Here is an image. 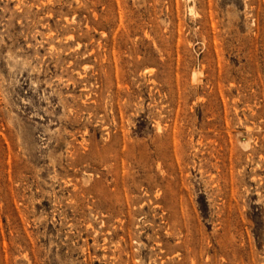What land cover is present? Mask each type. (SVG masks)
<instances>
[{
  "label": "rangeland",
  "instance_id": "obj_1",
  "mask_svg": "<svg viewBox=\"0 0 264 264\" xmlns=\"http://www.w3.org/2000/svg\"><path fill=\"white\" fill-rule=\"evenodd\" d=\"M0 264H264V0H0Z\"/></svg>",
  "mask_w": 264,
  "mask_h": 264
},
{
  "label": "bare ground",
  "instance_id": "obj_2",
  "mask_svg": "<svg viewBox=\"0 0 264 264\" xmlns=\"http://www.w3.org/2000/svg\"><path fill=\"white\" fill-rule=\"evenodd\" d=\"M190 11V10H189ZM192 11V10H191Z\"/></svg>",
  "mask_w": 264,
  "mask_h": 264
}]
</instances>
